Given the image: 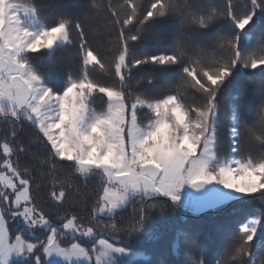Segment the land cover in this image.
Listing matches in <instances>:
<instances>
[{"label":"snow or ice","instance_id":"snow-or-ice-1","mask_svg":"<svg viewBox=\"0 0 264 264\" xmlns=\"http://www.w3.org/2000/svg\"><path fill=\"white\" fill-rule=\"evenodd\" d=\"M248 204L213 258L179 216ZM168 210L152 264H264V0H0V264H130Z\"/></svg>","mask_w":264,"mask_h":264},{"label":"trees","instance_id":"trees-1","mask_svg":"<svg viewBox=\"0 0 264 264\" xmlns=\"http://www.w3.org/2000/svg\"><path fill=\"white\" fill-rule=\"evenodd\" d=\"M44 71H48L46 68ZM48 75L52 79H56L54 73L48 72ZM238 84H234L232 88L229 89V92L235 94L238 88ZM224 113H222V119L224 118ZM30 135L29 130L21 133V136L28 139ZM226 150V145H225ZM46 183V182H45ZM49 189L43 187L38 193L40 198V203L43 206L46 199ZM236 209V212L233 213L231 208H225L218 213H203L200 215H195L188 211H180L179 216L185 217L189 224L194 227H197L201 230V239L205 243H208L212 249L210 258L216 256V254L221 250L224 236L222 233L217 232L215 224L218 220H231L234 217L238 218L237 213L242 214L244 212L255 210L257 204H248V205H235L233 206ZM46 210H51L49 206ZM179 216L176 213H173L171 210L167 211L165 217L161 218L159 216L153 215L151 220L147 224L149 231L153 232L155 239H148L147 236H141L133 243V250L142 253V257H137L130 260V264H152L155 261L156 256L154 255L157 251L166 250L169 244L172 242L173 234L176 229H183L185 227L179 220ZM147 258V259H146ZM175 255L173 259H176ZM187 258V257H185Z\"/></svg>","mask_w":264,"mask_h":264},{"label":"rangeland","instance_id":"rangeland-1","mask_svg":"<svg viewBox=\"0 0 264 264\" xmlns=\"http://www.w3.org/2000/svg\"><path fill=\"white\" fill-rule=\"evenodd\" d=\"M188 212H190V211H188ZM190 213H192V212H190ZM137 257H142V255H139V256H136V257L130 258V260H131V259H134V258H137Z\"/></svg>","mask_w":264,"mask_h":264}]
</instances>
